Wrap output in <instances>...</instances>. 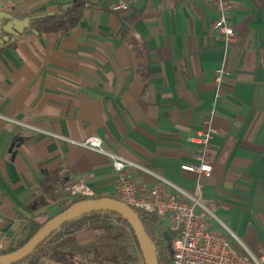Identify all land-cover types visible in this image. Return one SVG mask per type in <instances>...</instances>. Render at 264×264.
Returning a JSON list of instances; mask_svg holds the SVG:
<instances>
[{
    "label": "crops",
    "instance_id": "crops-1",
    "mask_svg": "<svg viewBox=\"0 0 264 264\" xmlns=\"http://www.w3.org/2000/svg\"><path fill=\"white\" fill-rule=\"evenodd\" d=\"M229 1V42L213 30L210 0H87L66 33L23 34L0 49V251L61 209L67 182L115 195L110 158L76 141L96 135L191 189L196 175L180 164L194 161L189 137L209 123L201 195L246 247L264 244V0ZM118 2L127 7L112 10ZM58 4L0 0L19 20ZM128 172L145 187L155 181Z\"/></svg>",
    "mask_w": 264,
    "mask_h": 264
},
{
    "label": "built area",
    "instance_id": "built-area-1",
    "mask_svg": "<svg viewBox=\"0 0 264 264\" xmlns=\"http://www.w3.org/2000/svg\"><path fill=\"white\" fill-rule=\"evenodd\" d=\"M210 3L217 15L213 30L229 42L234 35L233 28L228 22L231 3L229 0H210ZM126 7L124 2L110 6L112 10ZM221 73V68L216 69L217 82L220 81ZM215 133V128L209 123L204 129H200L195 135L189 137V141L196 145L192 153L194 161L181 163L180 168L196 175L191 189L122 155L107 151L101 139L96 135H90L76 143L110 158L116 173L113 197L155 217L156 230L152 244L155 245L161 240V234L168 236L169 264H264V244L255 250L246 247L236 235L227 230L224 223L217 217L215 206L207 203L201 195L202 180L208 178L212 171V164L207 154L210 141ZM129 168L153 176L154 183L149 187L137 183L128 172ZM63 190L64 199L96 197L92 188L83 180L67 182ZM46 202L55 203L54 201ZM214 222L226 232H215L212 229Z\"/></svg>",
    "mask_w": 264,
    "mask_h": 264
},
{
    "label": "trees",
    "instance_id": "trees-1",
    "mask_svg": "<svg viewBox=\"0 0 264 264\" xmlns=\"http://www.w3.org/2000/svg\"><path fill=\"white\" fill-rule=\"evenodd\" d=\"M87 0H70L66 4V8L63 5L58 4L56 10L47 12L40 10L25 17L27 19V25L23 28L17 37L3 31L2 26L7 23L9 18L0 19V39L4 35H8L9 39L5 41L0 40V49L5 46L11 45L23 34H36L42 35L45 33H58L64 34L71 28L77 25L83 15V9ZM11 18H14L11 16ZM22 20V19H21ZM58 178L55 174L54 179ZM60 182H63L62 177ZM50 184L47 185L49 189ZM52 186V185H51ZM65 192H62L59 198L62 203L66 202L64 207L56 213L66 209L74 202L85 199V197H74L65 201L63 199ZM41 204L44 205V201L41 199ZM140 218L143 227L148 234L151 241H153L154 231L156 230L155 217L139 208L132 207ZM46 215L42 221H31L27 228V234L24 239L19 240L17 244L8 249L0 251V254L10 252L25 241H27L50 217L55 215ZM94 230H104L109 232L111 238L116 239L118 236H126L128 234L135 240L133 231L125 219L113 212L107 211H93L77 218L64 222L59 228L53 231L45 240H43L36 249L24 260L19 263L25 264H40L45 259L58 262L60 264H132L133 258L128 253L127 248L119 243L105 244L103 246L96 244H80L76 240L75 234L82 227L87 226ZM161 240L154 245L158 264H169L170 262V249L169 238L167 235L161 234ZM139 251L136 241H134ZM143 264V260L141 257Z\"/></svg>",
    "mask_w": 264,
    "mask_h": 264
},
{
    "label": "water",
    "instance_id": "water-1",
    "mask_svg": "<svg viewBox=\"0 0 264 264\" xmlns=\"http://www.w3.org/2000/svg\"><path fill=\"white\" fill-rule=\"evenodd\" d=\"M70 0H59V4L66 8ZM10 20L2 26L3 31L12 35L11 40L17 37L27 25V19L11 18V14L2 9L0 5V19ZM9 36L4 35L0 40H8ZM93 211L113 212L127 221L133 231L136 243L139 248L143 264H158L156 250L151 239L146 233L143 224L132 207L124 202L110 196L93 197L80 199L66 209L50 217L27 241L18 248L0 254V264H15L27 258L36 247L45 240L53 231L59 228L64 222L77 218Z\"/></svg>",
    "mask_w": 264,
    "mask_h": 264
},
{
    "label": "rangeland",
    "instance_id": "rangeland-1",
    "mask_svg": "<svg viewBox=\"0 0 264 264\" xmlns=\"http://www.w3.org/2000/svg\"><path fill=\"white\" fill-rule=\"evenodd\" d=\"M64 199V198H63ZM69 200L65 199V201ZM57 204H60L58 206L63 207L66 203H61V201H58ZM59 207V208H60ZM61 207V209H62ZM113 234H109V232H106L104 230H94L93 228H88L87 226L82 227L78 232L75 234L76 240L80 244H96V245H105V244H115L119 243L121 245H124L127 248L128 253L133 258L132 264H142L141 261V255L140 252L137 249V246L135 244L134 239H132L128 234L126 236H118L116 239L111 238ZM160 242V240H159ZM155 248V247H154Z\"/></svg>",
    "mask_w": 264,
    "mask_h": 264
}]
</instances>
